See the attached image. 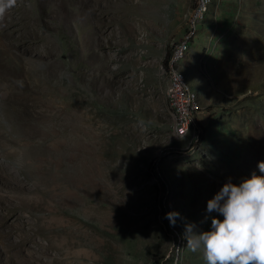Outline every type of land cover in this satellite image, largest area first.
Segmentation results:
<instances>
[{
    "label": "rangeland",
    "instance_id": "obj_1",
    "mask_svg": "<svg viewBox=\"0 0 264 264\" xmlns=\"http://www.w3.org/2000/svg\"><path fill=\"white\" fill-rule=\"evenodd\" d=\"M197 4L16 0L6 11L0 264H206L188 241L223 219L208 200L264 175V0H211L174 64L198 99L179 136L170 42L193 30Z\"/></svg>",
    "mask_w": 264,
    "mask_h": 264
},
{
    "label": "clouds",
    "instance_id": "obj_2",
    "mask_svg": "<svg viewBox=\"0 0 264 264\" xmlns=\"http://www.w3.org/2000/svg\"><path fill=\"white\" fill-rule=\"evenodd\" d=\"M15 2L0 0V19ZM257 166L264 173V161ZM207 211L223 219L212 216L210 229L195 235V246L188 241L193 250L203 246L206 264H264V175L225 182L208 200ZM178 215L169 212L166 217L174 224Z\"/></svg>",
    "mask_w": 264,
    "mask_h": 264
},
{
    "label": "bare ground",
    "instance_id": "obj_3",
    "mask_svg": "<svg viewBox=\"0 0 264 264\" xmlns=\"http://www.w3.org/2000/svg\"><path fill=\"white\" fill-rule=\"evenodd\" d=\"M197 1H198L197 6L188 16L190 20H192L194 17L193 30L187 32L186 40H183V46L175 47L173 57H171L170 59V74H169V79L175 80L176 88H181L184 91V95L186 97L187 103L190 105L191 108V113H194L198 109L197 95L189 86H187L185 74L181 71V69L175 68L174 64H176V62L179 61L184 56V53L188 48L189 38L192 35V33H194L195 26L203 19L204 15L207 13L211 2V0H196V2ZM179 130H180V126H179Z\"/></svg>",
    "mask_w": 264,
    "mask_h": 264
},
{
    "label": "built area",
    "instance_id": "obj_4",
    "mask_svg": "<svg viewBox=\"0 0 264 264\" xmlns=\"http://www.w3.org/2000/svg\"><path fill=\"white\" fill-rule=\"evenodd\" d=\"M193 22H194V17L191 20V24ZM189 30L190 28H184L183 33L177 38H175L174 41L170 42L171 57H173V53H174L176 46H183V40H186V34ZM167 80H168L167 81V91H168L169 99L171 103L173 104V108L179 110V118H178V122L180 124L179 136H183L187 134V133H184L183 118H189V115H192L191 108H190V105L187 103L186 97L184 95V91L181 88H176L175 80L169 79V73H168ZM192 136H196V131H194V129L192 132Z\"/></svg>",
    "mask_w": 264,
    "mask_h": 264
},
{
    "label": "trees",
    "instance_id": "obj_5",
    "mask_svg": "<svg viewBox=\"0 0 264 264\" xmlns=\"http://www.w3.org/2000/svg\"><path fill=\"white\" fill-rule=\"evenodd\" d=\"M170 53H171V52H170ZM169 58H170V55H169V57L167 58V61H166V66H167V67H168V65H169V64H168V63H169V62H168Z\"/></svg>",
    "mask_w": 264,
    "mask_h": 264
}]
</instances>
